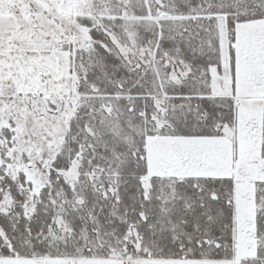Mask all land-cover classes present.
<instances>
[{"label":"snow or ice","instance_id":"obj_1","mask_svg":"<svg viewBox=\"0 0 264 264\" xmlns=\"http://www.w3.org/2000/svg\"><path fill=\"white\" fill-rule=\"evenodd\" d=\"M0 264H264V0H0Z\"/></svg>","mask_w":264,"mask_h":264}]
</instances>
